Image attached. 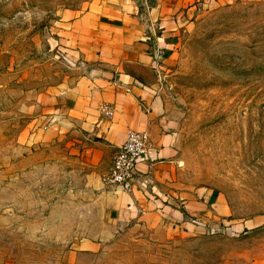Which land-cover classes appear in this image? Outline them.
Here are the masks:
<instances>
[{
    "label": "rangeland",
    "instance_id": "rangeland-1",
    "mask_svg": "<svg viewBox=\"0 0 264 264\" xmlns=\"http://www.w3.org/2000/svg\"><path fill=\"white\" fill-rule=\"evenodd\" d=\"M86 1L0 0V264H68L76 233L103 230L83 222L64 161L29 137L30 96L56 62L61 16ZM188 1L192 27L159 69L178 124L177 185L193 196L215 190L229 216L198 236L114 225L98 258L82 264L264 263V0Z\"/></svg>",
    "mask_w": 264,
    "mask_h": 264
},
{
    "label": "crops",
    "instance_id": "crops-1",
    "mask_svg": "<svg viewBox=\"0 0 264 264\" xmlns=\"http://www.w3.org/2000/svg\"><path fill=\"white\" fill-rule=\"evenodd\" d=\"M192 5L188 0H88L61 16L58 36L51 40L56 62L47 85L30 96L29 137L52 159L64 161L61 169L75 181L81 199L78 208L89 213L83 222L103 228L90 240L77 233L71 238L68 264L98 258L114 225L138 227L157 238L198 236L214 220L229 216L215 190L193 196L177 185L178 124L161 96L159 69L191 29ZM129 131L146 132L149 147L134 170L131 190L123 192L102 178ZM242 227L249 229L248 222Z\"/></svg>",
    "mask_w": 264,
    "mask_h": 264
},
{
    "label": "built area",
    "instance_id": "built-area-1",
    "mask_svg": "<svg viewBox=\"0 0 264 264\" xmlns=\"http://www.w3.org/2000/svg\"><path fill=\"white\" fill-rule=\"evenodd\" d=\"M106 116L111 113L102 108ZM149 147V136L146 132L129 131L125 141L113 157L110 171L102 178L106 186L118 187L129 192L133 183L136 166L142 162Z\"/></svg>",
    "mask_w": 264,
    "mask_h": 264
},
{
    "label": "trees",
    "instance_id": "trees-1",
    "mask_svg": "<svg viewBox=\"0 0 264 264\" xmlns=\"http://www.w3.org/2000/svg\"><path fill=\"white\" fill-rule=\"evenodd\" d=\"M246 230H244V232H245Z\"/></svg>",
    "mask_w": 264,
    "mask_h": 264
}]
</instances>
